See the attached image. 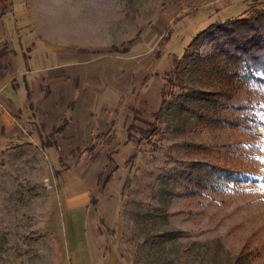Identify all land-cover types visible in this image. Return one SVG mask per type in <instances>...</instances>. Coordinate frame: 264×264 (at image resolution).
Listing matches in <instances>:
<instances>
[{
    "label": "rangeland",
    "instance_id": "1",
    "mask_svg": "<svg viewBox=\"0 0 264 264\" xmlns=\"http://www.w3.org/2000/svg\"><path fill=\"white\" fill-rule=\"evenodd\" d=\"M262 10L0 7V264H264V74L193 42Z\"/></svg>",
    "mask_w": 264,
    "mask_h": 264
},
{
    "label": "trees",
    "instance_id": "2",
    "mask_svg": "<svg viewBox=\"0 0 264 264\" xmlns=\"http://www.w3.org/2000/svg\"><path fill=\"white\" fill-rule=\"evenodd\" d=\"M8 1L10 0H0V7H4ZM258 26L264 29V10L257 11L249 17L225 20L217 25V29L219 30L218 34L211 31L212 26H208L206 29L200 30V33L193 39V42L194 45H198L200 42V46L202 47L200 54L203 56L205 55L208 62H211L212 60V53H214L215 56H220L221 54L226 60H229L232 63L238 61L241 63V60H248V62H243L251 63V65L256 64L258 67H261L260 69L264 74V35L259 36L257 39L255 34L251 32L254 28L258 29ZM239 30L245 31L244 34L240 35ZM193 54L196 56L199 53L196 52ZM186 56H188L186 53L182 55V57ZM249 64L246 66H249ZM183 72H185V70ZM258 80L264 83V78H258ZM203 94L204 92H199V95L202 96ZM195 99L204 100V96L200 98H194V96L189 98L191 101H195ZM65 126L66 124L63 123L58 127L53 128L51 132L56 133L63 131ZM102 136H105V144H108L113 137L111 134H103ZM214 172H217V178L225 179L226 177L231 176V173H227L223 168L215 169L212 166L206 169L205 173L211 175V173ZM107 178L108 176L104 177L102 187L106 183ZM226 180H230V178H226ZM195 182L199 187L205 186L200 179H196Z\"/></svg>",
    "mask_w": 264,
    "mask_h": 264
}]
</instances>
